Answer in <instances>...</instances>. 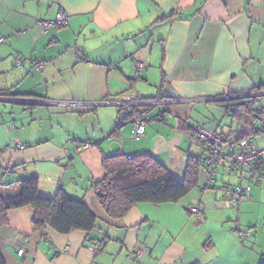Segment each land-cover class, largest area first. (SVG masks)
I'll return each mask as SVG.
<instances>
[{"label": "crops", "instance_id": "obj_1", "mask_svg": "<svg viewBox=\"0 0 264 264\" xmlns=\"http://www.w3.org/2000/svg\"><path fill=\"white\" fill-rule=\"evenodd\" d=\"M61 10L68 25L44 33L37 21ZM0 39L2 196L17 201L20 182L36 176L41 196L63 189L99 220L91 235L61 234L36 229L29 208L11 210L0 228L7 264L264 263V184L232 206L222 191L237 181L228 165L214 183L200 171L183 201L140 203L117 220L94 190L108 156L148 154L184 179L190 157L205 161L198 129L221 136L229 154L242 138L264 148V134L250 133L260 121L235 114L223 125L226 104L217 100L259 96L254 110L264 107V0H0ZM134 95L178 101L139 107L151 118L139 140L131 123L117 128L121 108L105 105ZM84 142L92 146L82 150Z\"/></svg>", "mask_w": 264, "mask_h": 264}, {"label": "trees", "instance_id": "obj_2", "mask_svg": "<svg viewBox=\"0 0 264 264\" xmlns=\"http://www.w3.org/2000/svg\"><path fill=\"white\" fill-rule=\"evenodd\" d=\"M258 92H264V87H260ZM258 98L243 97L224 103L226 109L231 104L235 105L239 117L247 116L253 120L256 119L254 107L258 104ZM122 114L124 121L117 124V128L129 123L141 112L137 108L120 109L119 118ZM203 165V159L190 157L185 177L180 180L148 154L131 158L108 156L103 160L105 177L94 184V190L109 218L122 219L140 203L161 205L180 202L198 186ZM20 185V198L6 201L2 196L3 183L0 181V228L8 223L9 211L22 208L32 211L31 220L36 229L49 226L61 234L84 231L91 235L98 228L99 220L85 202L73 198L65 190H59L52 198L43 197L39 194V179L36 176L21 181ZM93 242V238H89V243ZM0 264H7L1 254Z\"/></svg>", "mask_w": 264, "mask_h": 264}, {"label": "built area", "instance_id": "obj_3", "mask_svg": "<svg viewBox=\"0 0 264 264\" xmlns=\"http://www.w3.org/2000/svg\"><path fill=\"white\" fill-rule=\"evenodd\" d=\"M37 25L42 29L44 33H47L53 28H63L68 25V18L64 11H59L55 18L50 20L37 21ZM4 39H0V43H3ZM25 60L16 59V65L19 69H23ZM42 65L40 64V67ZM143 64H137L134 68V79H138L141 76ZM264 94V93H259ZM258 94V95H259ZM241 96H231L229 98L217 99L219 101H231L241 99ZM28 101V100H26ZM178 103V101H165L160 97L153 100H143L137 95L124 96L119 100L106 102L105 105L118 106L121 109H133L136 107H158L161 105H171ZM237 112L235 105H229L226 109L228 116H234ZM167 111L160 112L156 119H163L167 115ZM254 116L260 121L261 127L258 129L255 124L251 127V134L263 133L264 134V107L257 108L254 111ZM122 116L117 119V124H121L124 119ZM149 114L143 113L130 120L134 129V138L139 140L145 135L146 127L150 121ZM128 122V121H127ZM198 142L206 149V157L204 165L201 168V174H203L208 183H214L221 176V171L225 165H228L227 170L230 174H234L237 181L234 185L225 184L222 187V191L225 196V200L232 206H239L243 200L249 199L252 191V183L264 184V148L260 149L256 146L250 138H242L238 141L234 151L227 153L223 146V139L216 133L198 129L196 133ZM92 146L90 142H84L81 144L82 150H87ZM23 148V147H21ZM131 158V157H128ZM248 182V183H246ZM191 212L200 216L203 214L204 209L201 206L191 207ZM238 236L248 238L249 232L236 231ZM95 250H97L95 248ZM25 251L19 250V255L23 256Z\"/></svg>", "mask_w": 264, "mask_h": 264}, {"label": "rangeland", "instance_id": "obj_4", "mask_svg": "<svg viewBox=\"0 0 264 264\" xmlns=\"http://www.w3.org/2000/svg\"><path fill=\"white\" fill-rule=\"evenodd\" d=\"M134 79V78H133ZM136 80V79H135ZM262 102V101H261ZM137 108V110H138V108L139 107H136ZM152 108H154V107H151L150 109H152ZM143 113H146L147 114V112H141V114H143ZM140 114V115H141ZM223 118H225L224 120H223V125H228V126H231V122H232V120H231V117H229V116H227L226 115V109H224L223 110ZM192 148L195 150L194 152H196V153H198L199 155H201V153H202V150L199 148V146L197 145V144H194V145H192ZM186 151H187V149H186ZM199 151V152H198ZM206 153V152H205ZM183 201V200H182Z\"/></svg>", "mask_w": 264, "mask_h": 264}, {"label": "water", "instance_id": "obj_5", "mask_svg": "<svg viewBox=\"0 0 264 264\" xmlns=\"http://www.w3.org/2000/svg\"><path fill=\"white\" fill-rule=\"evenodd\" d=\"M27 102H29V103H34V101H27Z\"/></svg>", "mask_w": 264, "mask_h": 264}]
</instances>
